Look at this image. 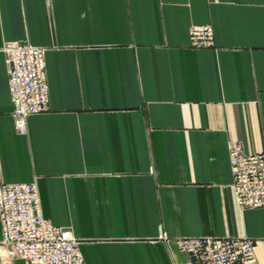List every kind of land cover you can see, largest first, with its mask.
Wrapping results in <instances>:
<instances>
[{"label": "crops", "instance_id": "crops-1", "mask_svg": "<svg viewBox=\"0 0 264 264\" xmlns=\"http://www.w3.org/2000/svg\"><path fill=\"white\" fill-rule=\"evenodd\" d=\"M204 24L216 47L191 45ZM11 41L46 49L49 107L28 135ZM232 142L264 151V0H0V180L36 182L86 264H193L176 239L207 235L255 239L264 264V207L237 206Z\"/></svg>", "mask_w": 264, "mask_h": 264}, {"label": "built area", "instance_id": "built-area-1", "mask_svg": "<svg viewBox=\"0 0 264 264\" xmlns=\"http://www.w3.org/2000/svg\"><path fill=\"white\" fill-rule=\"evenodd\" d=\"M191 45L216 47L213 25H195ZM9 91L13 102L15 130L29 134V117L49 107L46 49L28 41L5 45ZM233 188L240 209L264 207V151H246L238 142L229 147ZM0 248L11 263L86 264L78 239L71 230L45 217L36 182L11 183L0 180ZM193 264H254L255 239L248 236L214 235L176 239Z\"/></svg>", "mask_w": 264, "mask_h": 264}, {"label": "rangeland", "instance_id": "rangeland-1", "mask_svg": "<svg viewBox=\"0 0 264 264\" xmlns=\"http://www.w3.org/2000/svg\"><path fill=\"white\" fill-rule=\"evenodd\" d=\"M0 254L2 256V259H3V263L5 264H8L9 262H7V257L4 255V253L1 251V248H0Z\"/></svg>", "mask_w": 264, "mask_h": 264}]
</instances>
